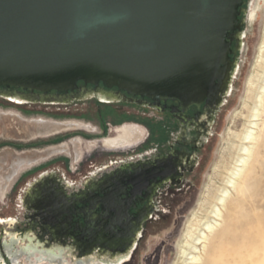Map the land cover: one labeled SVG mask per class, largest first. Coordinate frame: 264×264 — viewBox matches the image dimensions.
<instances>
[{
	"label": "water",
	"instance_id": "95a60500",
	"mask_svg": "<svg viewBox=\"0 0 264 264\" xmlns=\"http://www.w3.org/2000/svg\"><path fill=\"white\" fill-rule=\"evenodd\" d=\"M245 3L0 0V85L55 90L41 98L63 100L125 91L216 103L241 47Z\"/></svg>",
	"mask_w": 264,
	"mask_h": 264
},
{
	"label": "rangeland",
	"instance_id": "374dc122",
	"mask_svg": "<svg viewBox=\"0 0 264 264\" xmlns=\"http://www.w3.org/2000/svg\"><path fill=\"white\" fill-rule=\"evenodd\" d=\"M242 15L243 24L239 34L241 47L233 56L228 89L221 99V105L212 115L214 122L211 135L199 141L198 165L179 185L166 186L154 196L152 215H148L144 221L130 256L121 264H174L178 253L177 244L188 218L197 208L198 201L208 186L221 185L220 176L217 174L220 169H216L220 161L227 158L229 136L231 137L229 130L240 131L241 123L245 120L242 116L247 113L243 104H251L247 99L248 80L256 81V75L262 73L258 66V56L260 47L264 46V0H246ZM92 97H95V100ZM161 117V112L156 109L128 99L108 102L97 95H90L70 103H33L18 99L17 96L0 94V153L7 150L25 154L33 150L43 151L51 146L57 145L61 148L62 144L66 145L62 152L43 156L31 164L25 162L20 167L12 166V157L6 155L8 158L0 169V232L6 227L2 220H23L24 214H27L21 208L24 192L39 181L45 172L60 174L74 188L81 186L85 177L94 176L91 171L96 170L98 166L152 147V141L158 132L154 131L155 125L166 124V120L163 121ZM40 120L77 122L85 127L81 130H61L58 134L42 138L40 135H34L33 130ZM137 124L147 128L142 139L143 127L138 136L132 137L121 146L111 148L105 145V139L118 136L124 129H137ZM79 155L81 157L76 161ZM47 158L50 159L44 162ZM34 166L37 167L28 169ZM17 173H20V176L15 181ZM262 173L258 179L255 204L260 208L258 215L263 220L258 226L264 232V167ZM4 175L12 177L6 181ZM11 185L12 188L9 189ZM244 213L249 214V210ZM254 245L259 249L255 263L261 264L264 262V243L257 242ZM226 251L225 247L218 249L216 253L220 255L215 253L213 264H252L251 259L247 260L245 257H226L225 254H229ZM4 254L1 249L0 256ZM19 262L27 264L23 257Z\"/></svg>",
	"mask_w": 264,
	"mask_h": 264
},
{
	"label": "flooded vegetation",
	"instance_id": "af4514ba",
	"mask_svg": "<svg viewBox=\"0 0 264 264\" xmlns=\"http://www.w3.org/2000/svg\"><path fill=\"white\" fill-rule=\"evenodd\" d=\"M88 89L92 88L88 87ZM0 94L17 96L18 99L33 103H60L52 98L33 100L34 95H30V92L19 90L0 89ZM36 94L46 97L55 93ZM109 94L111 93L104 94L101 98L108 102L127 98L161 112V119L166 120V124L155 125L154 131L158 132L157 137L152 141L153 146L98 166L96 170L91 171L94 176L85 177L82 185L76 188L65 181L60 174L45 172L39 181L24 192L21 208L27 214H24L23 220L19 221L15 218L2 220L6 227L0 232V250L2 249L7 255L0 256V264H21L19 259L22 257L27 264H121L130 256L136 244L124 249L136 226L140 225L139 238L144 221L147 220L148 215H152L154 196L166 186L179 185L195 170L200 158V152L197 150L199 141L211 135L214 122L212 115L219 108L216 107L217 102L206 103L205 98L195 101H181L175 98L157 99L131 95L125 91L118 94L120 98ZM61 95H64V92H61ZM117 98L119 100H116ZM92 99L95 100V97ZM77 124L73 128L64 130H81L85 127L81 123ZM137 126L139 128L124 129L118 136L105 139V145L111 148L121 146L132 137L138 136L143 127L142 139L147 128L143 125L140 127L137 124ZM60 132L40 136L47 138ZM65 146L62 144L60 148L56 145L58 150L48 153L44 151L55 146L43 151L26 152L34 155L19 164L10 154L12 166L20 167L25 162L34 163L43 156L62 152L66 149ZM80 157L81 155L76 161ZM7 158L4 161L0 160V169ZM192 158L195 160L193 166L190 165ZM35 167L37 166L28 169ZM17 175L15 181L20 173ZM11 177L4 175L6 181ZM38 184L41 185L38 187ZM73 241L84 250L96 248V257L86 262L73 261L71 258Z\"/></svg>",
	"mask_w": 264,
	"mask_h": 264
},
{
	"label": "bare ground",
	"instance_id": "6f19581e",
	"mask_svg": "<svg viewBox=\"0 0 264 264\" xmlns=\"http://www.w3.org/2000/svg\"><path fill=\"white\" fill-rule=\"evenodd\" d=\"M262 44L264 45V41ZM259 52L258 66L262 73L256 75V81L250 79L247 83V99L251 104L244 102V109L247 113L242 117L245 120L241 123L240 131L229 130L231 137L228 135L227 158L222 157L223 160L220 161V165L216 169H220L217 174L220 176L221 185L208 186L205 194L198 201L197 208L188 218L177 244L178 253L174 264H213L212 258H215V253L218 249L222 250L223 247L229 252L227 255L224 253L226 257L230 255H233L234 258L245 257L247 260L251 259L250 263L257 264L255 257L258 256L259 249L254 244L264 243L263 229L258 226L263 220L258 215L260 208L255 204L257 202L255 193L258 179L263 175L264 167V46L260 47ZM228 80L229 76L225 87ZM109 95L119 98L118 94L111 93ZM87 96L88 93L85 96L81 94L80 98L76 100ZM33 97V100L41 99L38 96ZM118 98L116 100H119ZM57 100L60 103L74 101ZM221 101L220 96L216 107L221 105ZM38 123L33 127V130L42 136L78 125L73 122H47L44 120H40ZM28 136L31 135L28 134ZM57 150L58 147L55 146L47 149L44 153ZM8 154H11L18 164L29 160V157L34 155V153L16 155L5 150L0 153V160L4 161ZM194 162L195 160L192 158L190 165L193 166ZM40 185L38 184V187ZM247 210H249V214L251 213L250 215L244 213ZM139 229L140 225L138 224L124 249L136 243ZM81 248L78 243L71 242L73 261L86 262V260L96 257V248L87 250ZM258 259L261 260V258Z\"/></svg>",
	"mask_w": 264,
	"mask_h": 264
},
{
	"label": "trees",
	"instance_id": "16d2710c",
	"mask_svg": "<svg viewBox=\"0 0 264 264\" xmlns=\"http://www.w3.org/2000/svg\"><path fill=\"white\" fill-rule=\"evenodd\" d=\"M232 47H233V44H232ZM76 84L78 86H82L83 82L81 80H79V81L76 82ZM100 86L103 87L104 89H108V90H113V89L117 90L118 89V87H116V86H112L111 88H109L107 86L102 85L101 83H100ZM86 87L87 88L88 87L89 88H93L94 86H93V84L88 83V84H86ZM0 89H2V90H19L21 92H27V93H29V92H35V93L41 92V93H43L44 92V91H40L38 89H32L30 87L12 85V84H2V85H0ZM71 91L72 90H68V92H71ZM49 92H54L55 93L56 91L55 90H51ZM62 92H64V91H62Z\"/></svg>",
	"mask_w": 264,
	"mask_h": 264
}]
</instances>
